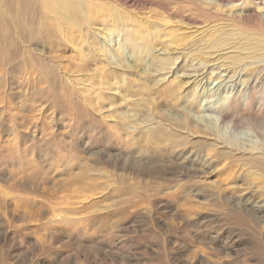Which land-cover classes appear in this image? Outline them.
<instances>
[{
    "label": "rangeland",
    "instance_id": "obj_1",
    "mask_svg": "<svg viewBox=\"0 0 264 264\" xmlns=\"http://www.w3.org/2000/svg\"><path fill=\"white\" fill-rule=\"evenodd\" d=\"M263 72L264 0H0V264H264Z\"/></svg>",
    "mask_w": 264,
    "mask_h": 264
},
{
    "label": "bare ground",
    "instance_id": "obj_2",
    "mask_svg": "<svg viewBox=\"0 0 264 264\" xmlns=\"http://www.w3.org/2000/svg\"><path fill=\"white\" fill-rule=\"evenodd\" d=\"M118 25V24H117ZM45 29L47 28L46 26L44 27ZM117 28L116 29H113L112 31H113V34H116V32H117ZM31 31V30H30ZM111 31V32H112ZM119 32V31H118ZM50 34V33H49ZM45 36V35H44ZM46 38H44L43 39V42H45L46 40H45ZM137 42V41H136ZM125 44V43H124ZM124 44H122L121 42H118V47H117V49L116 50H114L113 51V54H114V57H115V59H116V63H118V65L121 67V66H123V67H125V64H124V60H123V56H122V49L123 48H125L124 47ZM152 44V43H151ZM127 45V44H126ZM132 49V48H131ZM135 49V48H134ZM245 51V50H244ZM246 54V53H245ZM124 55V54H123ZM243 55V54H242ZM134 57V56H133ZM165 58V57H164ZM164 58H161V59H163V60H165ZM249 59H250V57H249ZM137 60V59H136ZM239 62H240V60L238 59V58H234V59H232L231 60V64H234V65H238L239 64ZM164 61H160L159 62V65H160V67H163L164 66ZM204 63V62H203ZM228 64H229V62H228ZM249 66V65H248ZM247 66V67H248ZM252 66V65H251ZM236 67V66H235ZM162 70H164V67H163V69ZM255 70V69H254ZM264 73V72H263ZM255 81V80H254ZM188 82H186V83H184V84H187ZM183 84V83H182ZM254 84H256V83H254ZM177 85V84H176ZM178 85H180V84H178ZM188 85V84H187ZM186 85V86H187ZM175 86V85H174ZM182 86V85H181ZM180 87V86H179ZM178 88V87H177ZM177 88H176V90H173L172 91V96H176L177 95ZM183 88V87H182ZM175 89V88H174ZM178 89H180V88H178ZM257 90H258V88H257ZM250 92H251V90H250ZM171 94V93H170ZM183 94V93H182ZM252 94V93H251ZM257 95V94H256ZM196 96V95H195ZM249 96V95H248ZM236 97V96H235ZM238 97V96H237ZM236 97V98H237ZM245 97V96H244ZM179 98V97H178ZM201 99H203V96L202 97H200ZM235 98V99H236ZM171 99H172V97H171ZM181 99V98H180ZM186 99V98H185ZM237 99H239V98H237ZM236 99V100H237ZM241 99V98H240ZM239 99V101H242V100H240ZM247 99V98H246ZM253 99V98H252ZM174 100V99H173ZM183 100V99H182ZM198 100V99H197ZM248 100V99H247ZM246 100V101H247ZM185 101V100H184ZM201 101V100H200ZM221 101H225V100H222L221 99ZM244 102V101H243ZM176 103V102H175ZM246 103V102H245ZM187 104V103H186ZM239 104V103H238ZM168 105V104H167ZM188 105V104H187ZM247 105H248V103H247ZM177 107V106H176ZM210 108V107H209ZM229 109V108H228ZM185 112H187V110H188V107H185L184 109H183ZM198 113V112H197ZM121 117H122V119L121 120H125L126 121V117H125V115H120ZM190 116V115H189ZM188 117V116H187ZM166 118H167V116H166ZM204 118V117H203ZM226 118V117H225ZM205 119V118H204ZM171 120H173V118H171ZM177 121H179V120H177ZM185 121V120H184ZM221 121V120H220ZM224 120L222 119V122H223ZM226 121V120H225ZM206 122H207V119H206ZM213 122V121H212ZM186 123H184V125H185ZM188 124V123H187ZM210 124H212L211 123V121H210ZM210 124H208V125H210ZM228 124V123H227ZM135 125H139V123L137 122V123H135ZM184 125H183V127H184ZM152 126V125H151ZM177 126V125H176ZM206 126H207V124H206ZM163 130V129H162ZM201 133H203V136L205 135V136H211V134L209 133V128L208 129H204ZM117 138H119L118 137V134H116L115 135ZM121 137V136H120ZM189 137V136H188ZM169 138L170 137H168V140H169ZM196 139V138H195ZM207 139V138H206ZM173 140V139H172ZM194 140V139H193ZM198 140H199V138H198ZM197 140V141H198ZM123 141V140H122ZM121 141V142H122ZM127 141V140H126ZM129 141V140H128ZM195 141V140H194ZM196 141V142H197ZM221 141V142H220ZM224 140H221V138H213L212 139V141H208V140H204V142L202 141L201 143L199 142L198 143V145H197V143L196 144H193L191 147H190V149L192 148L193 150L194 149H197L199 152H207V153H210V152H212V151H216L217 152V154H219L218 156H220L221 158H224V159H230V158H232V157H234L235 155H233L232 156V154H231V152H232V150L233 149H235V145H233V143H231V141H225V142H227V144L225 145V143L223 142ZM176 142H177V140H176ZM189 143V142H188ZM186 141H179V142H177V143H172L174 146H172V147H174V148H172V149H176V150H178L179 148H184V150H185V148H186V146L187 145H189ZM192 143H193V141H192ZM195 143V142H194ZM125 144V143H124ZM171 145V144H170ZM118 146V145H117ZM126 146V145H125ZM149 146V145H148ZM224 146V147H223ZM188 147V146H187ZM124 148V147H123ZM131 148V147H130ZM170 148V147H169ZM260 148V147H259ZM164 149V148H163ZM241 149V148H240ZM148 150H149V148H148ZM159 150V149H158ZM187 150V149H186ZM246 150H248V149H246ZM263 150V149H262ZM144 151V150H143ZM182 151V150H181ZM235 151V150H234ZM161 152V151H160ZM195 152H196V150H195ZM199 152H197V153H199ZM216 152H214V153H216ZM246 152V151H245ZM248 152V151H247ZM249 156H247V154L246 155H244V151H243V155L242 156H240L239 157V159H240V161L242 160L243 162H245V164H248V165H254V166H256L255 168H257V169H259V170H262L263 168H264V150L260 153V154H255V153H253V150H251L250 148H249ZM135 153V152H134ZM149 153V152H148ZM188 153V152H187ZM150 154V153H149ZM172 152H167V153H164V154H160V153H154V152H152V154H150V155H152L153 156V159H155V161H164V160H166V159H168V158H173L172 157ZM182 154V153H181ZM193 154V153H192ZM191 154V155H192ZM174 156H175V154H174ZM134 157V156H133ZM182 157H183V159H185V160H190L189 159V154L188 155H185L184 156V154L182 155ZM235 158V157H234ZM60 160V159H59ZM99 160V159H98ZM116 160V159H115ZM143 160V159H142ZM179 160V159H178ZM79 161V160H78ZM77 161V158H75L74 159V162H78ZM95 161V160H94ZM106 161V160H105ZM127 161V160H126ZM126 161H124L123 163H122V167L123 166H126L127 165V163H126ZM167 161V160H166ZM183 161V160H182ZM194 161V160H193ZM99 162V161H98ZM150 162V161H149ZM179 162V161H178ZM206 162V161H205ZM111 163V162H110ZM135 166L136 165H138V163L137 162H135V161H133L132 162ZM131 163V164H132ZM173 163H174V161H173ZM132 164V166L133 167H135L134 165ZM155 164H157V162H155ZM178 164H181V165H176L177 167L175 168V167H173L174 169H168L167 168V171L168 170H171V171H175V170H179V168L180 169H182V172H184L185 173V175L187 174V175H191L192 177H194V176H198L199 175V167H194V166H186V165H182V162H179ZM186 164V163H185ZM206 164V163H205ZM204 164V165H205ZM72 165V164H71ZM151 165V164H150ZM194 165V164H193ZM161 166V165H160ZM207 167H208V165H207ZM250 167V166H249ZM75 168V166H72V167H70V169H74ZM125 168V167H124ZM252 168V167H251ZM78 169H80V167H78ZM77 169V170H78ZM155 169H157V170H159L160 171V173L161 174H163V176H165V177H167V178H169L168 177V175L169 174H165L164 175V171L166 170V168H161V167H159V168H154V166L153 165H151L150 166V168L148 167V168H145L144 170H142V171H145L147 174H152V173H155V174H157L156 173V171H155ZM253 169V168H252ZM82 171H78L79 172V174H77L76 173V176L75 177H73L71 180H70V183H72V184H75V183H79V181L78 180H82L83 178H85V177H92V176H94V175H92V173L90 172V171H83V169H81ZM256 170V169H255ZM76 171V170H75ZM70 172V171H69ZM72 172V171H71ZM80 172H82L81 174H80ZM144 172V173H145ZM169 172V171H168ZM177 172V171H176ZM179 172V171H178ZM101 173V172H100ZM143 173V174H144ZM172 173V172H171ZM201 175H203V174H207V171H206V169L205 170H203V171H201ZM69 174V173H68ZM71 174H73V172L71 173ZM70 174V175H71ZM94 174V173H93ZM96 175H98V174H96ZM103 175V174H102ZM253 175H254V173H253ZM171 176V175H170ZM180 176V175H179ZM80 177V178H79ZM138 177V176H137ZM157 177H159V178H161L160 177V175L159 174H157ZM247 177V176H246ZM42 178V177H41ZM44 178V177H43ZM139 178V177H138ZM202 178V177H201ZM151 179V178H150ZM158 179V178H157ZM44 180V182L45 181H47V178H44V179H42V181ZM205 180V179H204ZM85 181H86V179H85ZM115 181H116V179H115ZM201 181V180H200ZM200 181H197V182H200ZM87 182V181H86ZM92 182V181H91ZM153 182V181H152ZM193 182V181H192ZM194 182H196V181H194ZM81 183V182H80ZM79 183V184H80ZM141 183V182H140ZM168 184H169V182H167ZM187 183V182H186ZM83 184V183H82ZM134 184V183H133ZM151 184V183H150ZM157 184V183H156ZM160 184V183H159ZM194 184V183H193ZM235 184V183H234ZM84 185V184H83ZM87 185V184H86ZM158 185V184H157ZM166 185V184H165ZM165 185L163 184V186H162V188H164L165 187ZM176 185V184H175ZM205 185V184H204ZM207 185V184H206ZM145 186H146V183H145ZM170 186V185H169ZM181 186V185H180ZM182 186H184V185H182ZM199 186V185H198ZM223 186V185H222ZM229 186H230V184H229ZM142 187V186H141ZM159 187V186H158ZM190 187H192V184L190 183ZM223 188V187H222ZM234 188V187H233ZM95 189V188H94ZM144 189H147V188H144ZM165 189V188H164ZM190 189V188H189ZM196 189V188H195ZM199 189V188H198ZM167 190V189H166ZM194 190V189H193ZM201 190H202V188H201ZM205 190V189H204ZM218 190H219V187H218ZM222 190H225V189H222ZM155 191H157V190H155ZM200 191V190H199ZM187 193L189 192V191H186ZM165 193V192H164ZM191 192H189V194H190ZM220 193V192H219ZM222 193V192H221ZM180 194V193H179ZM186 194V193H185ZM240 194V193H239ZM152 195V194H151ZM169 195V194H168ZM176 195H178V194H176ZM198 195V194H197ZM180 196V195H179ZM198 197H200L199 195H198ZM216 198L217 199H215V201L212 203V205H214L215 207H217L218 209H220V210H223V209H225L227 212H229L230 214H232V213H235V212H239V214L241 213L242 215H244V216H246L247 218H249V221H250V219H251V222L253 223V225H254V227L256 228L257 227V229H259V227L260 226H263L262 224H264V221H262V217H261V207H260V205H258V203H254V204H252L251 203V201H250V197H247V198H244L243 196H239L238 198H235L234 199V197L233 198H231V199H226V198H223L222 197V195L221 194H219V196H216ZM167 199V198H166ZM165 199V200H166ZM194 199V198H193ZM188 200V199H187ZM195 200V199H194ZM179 201V200H178ZM140 202V201H139ZM148 202V201H147ZM172 202V201H171ZM186 202V201H185ZM152 203V202H151ZM227 207V208H226ZM218 212V211H217ZM264 216V215H263ZM264 218V217H263ZM259 231H260V229H259ZM262 235V234H261Z\"/></svg>",
    "mask_w": 264,
    "mask_h": 264
}]
</instances>
